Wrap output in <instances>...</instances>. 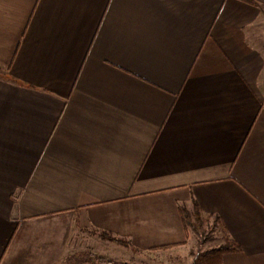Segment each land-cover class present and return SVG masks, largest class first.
Wrapping results in <instances>:
<instances>
[{
    "label": "crops",
    "instance_id": "crops-1",
    "mask_svg": "<svg viewBox=\"0 0 264 264\" xmlns=\"http://www.w3.org/2000/svg\"><path fill=\"white\" fill-rule=\"evenodd\" d=\"M193 200L264 264V0H0V264L184 246Z\"/></svg>",
    "mask_w": 264,
    "mask_h": 264
},
{
    "label": "rangeland",
    "instance_id": "rangeland-1",
    "mask_svg": "<svg viewBox=\"0 0 264 264\" xmlns=\"http://www.w3.org/2000/svg\"><path fill=\"white\" fill-rule=\"evenodd\" d=\"M217 236L218 232L204 223L199 232L190 230L184 246L144 252L118 243L103 242L105 246L99 247L85 232L74 229L55 264H201L203 255L219 245Z\"/></svg>",
    "mask_w": 264,
    "mask_h": 264
},
{
    "label": "trees",
    "instance_id": "trees-1",
    "mask_svg": "<svg viewBox=\"0 0 264 264\" xmlns=\"http://www.w3.org/2000/svg\"><path fill=\"white\" fill-rule=\"evenodd\" d=\"M180 213L182 216V220L184 223V227L186 230V233L189 234V230L192 229L194 231L199 232L202 229V226L204 224V219L201 215V209L196 201L193 200V206L192 209H187L184 206H180ZM74 224L78 225L77 220H74ZM219 224L221 226V222L218 218V216H215L213 223L210 225V229H214L215 225ZM222 227V226H221ZM81 230H86L90 234L98 235L102 239H106L109 241H113L119 244H122L126 247L133 248L134 250H139L137 247L133 246L128 240L113 235L111 232L97 229V228H80ZM179 244H167L162 246H157L152 248V250L155 249H168L171 247H174ZM240 250V246L238 243L230 239L228 236H226V239L221 244L212 247L207 253H205L202 257L201 264H222V256L224 253L227 252H234Z\"/></svg>",
    "mask_w": 264,
    "mask_h": 264
}]
</instances>
